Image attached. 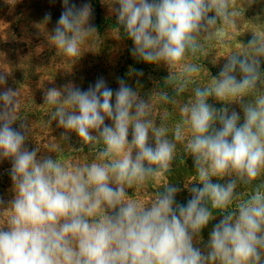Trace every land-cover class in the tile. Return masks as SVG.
I'll list each match as a JSON object with an SVG mask.
<instances>
[{"label":"clouds","instance_id":"9594fccd","mask_svg":"<svg viewBox=\"0 0 264 264\" xmlns=\"http://www.w3.org/2000/svg\"><path fill=\"white\" fill-rule=\"evenodd\" d=\"M114 3L117 23L134 44L131 54L166 65V85L174 95L160 90L145 100L122 78L115 91L103 78L87 90L48 89L49 123L65 129L62 140L75 132L94 152L81 165L60 151H51L56 159H38V149L25 146L27 125L13 127L20 119L18 90L0 91V160L12 163L15 193L7 208L0 198V264H264V34L230 52L209 83L189 87L201 71L196 60L203 39H223L239 15L237 0ZM92 17L89 3L77 7L63 0L49 43L76 62L82 45L97 35ZM50 19L46 14L45 22ZM5 73L0 71V85L6 84ZM189 89L193 99L180 106L174 127L164 120L157 126L153 98L175 104ZM210 97L238 102L243 122L235 110L212 107ZM178 144L193 157L202 185L190 189L186 205L176 204L179 189L170 183L147 203L129 196L128 189L143 188L172 170ZM225 177V183L213 182ZM217 214L222 218L204 252L194 237Z\"/></svg>","mask_w":264,"mask_h":264},{"label":"rangeland","instance_id":"374dc122","mask_svg":"<svg viewBox=\"0 0 264 264\" xmlns=\"http://www.w3.org/2000/svg\"><path fill=\"white\" fill-rule=\"evenodd\" d=\"M71 2L77 7L85 3L91 5L93 17L90 23L97 30V35L89 38L82 45V56L76 62L57 50L48 40L63 11V0H0V71L6 72L7 77L6 84L0 85V91L7 88L18 90L17 115L20 119L13 124V127L19 129L21 123L27 125L25 146L29 150L38 149V159L49 155L56 159L57 153L51 151H60L63 159L82 165L92 161L94 154L83 153L75 148V143H71L74 140L72 132L68 133L70 139L62 140L61 136L65 129L58 127L57 121H51L53 125L56 124V128L41 130L45 119L49 120L51 111L50 106L44 104L45 92L48 89L57 88L63 91L64 86L74 85L81 90H87L98 78H103L107 86L115 91L119 87L118 79L122 78L145 100L160 90H165L170 95H174V92L171 86L166 85L169 77V69L166 65L146 63L131 54L134 44L125 34L124 26H113L118 24L114 11L118 4H115L114 0H71ZM237 7L239 15L235 24L225 27L222 40L216 37L203 39V51L196 60L201 66V71L194 84L189 87L209 83L218 76L230 52L240 51L254 34H264V0H237ZM49 13L51 19L45 22V15ZM16 66L20 69L19 76L15 75ZM261 71L264 72V58H261ZM48 72L53 76L48 75ZM140 72L142 75H138ZM192 99L190 89L182 94L175 104H162L154 97L152 115L157 126L160 125V120H164L169 129L173 128L180 119V106ZM114 101L115 97L112 102ZM208 103L217 109L227 107L229 112L233 110L239 112L240 123L243 122V111L238 102L225 104L210 97ZM32 122L36 123V127L40 126L37 136L33 134L35 125ZM105 123L111 125L112 121L106 118ZM216 127H219L218 123ZM131 132L130 128L129 142L132 139ZM169 134L171 135V132ZM149 142L153 147L155 146L151 133ZM64 151L66 153H63ZM184 155L186 159L182 160ZM192 164L194 165L193 157L183 152L181 145L178 144L177 157L172 163V170L156 181H150L143 188L128 189V195L147 203L156 191L170 183L179 189L175 202L182 205L183 200L192 196L190 189L193 186H200L196 182L198 177L195 166L194 168L190 166ZM11 166L10 160H0V198L5 201L3 208L8 207V202L15 195L12 180L5 179L6 174L10 176ZM182 166L192 169L185 174ZM221 218V215H215L199 236L194 237L196 247L207 252L206 246L212 228Z\"/></svg>","mask_w":264,"mask_h":264},{"label":"trees","instance_id":"16d2710c","mask_svg":"<svg viewBox=\"0 0 264 264\" xmlns=\"http://www.w3.org/2000/svg\"><path fill=\"white\" fill-rule=\"evenodd\" d=\"M116 25H119L120 26V24H113V26H116ZM121 27H122V25H121ZM34 62V61H33ZM40 62H42V60H40ZM38 65V64H37ZM37 65H35L36 67H38ZM33 67H34V65H33ZM54 70H52V72H53ZM15 75H20V69H19V67H15ZM48 75H50V76H53V74H51V73H49L48 72ZM68 79L70 78L69 76H66ZM15 79L17 80V78L15 77ZM33 123V125H35L34 126V128H33V134L34 135H36L37 136V134L39 135V130H40V126L38 125L37 127H36V123H34V122H32ZM46 128L47 129H51V128H56V124H52V123H49V120L48 119H45V121H44V123H42V125H41V130H46ZM73 133V137H74V140L73 141H71V143L73 144V143H75L74 144V146H75V148H77L79 151H82L83 153L84 152H87V153H92V154H94V152L93 151H91V149H90V147L88 146V145H84L82 142H81V140H80V138L77 136V134L75 133V132H72ZM32 134V135H33ZM67 151H68V149H67ZM63 153H66V151H64ZM64 155V154H63ZM182 160H185L186 159V156L184 155L183 156V158H181ZM185 163V162H184ZM186 163H188V162H186ZM192 168H194V165L192 164V165H190ZM182 168L184 169V172H185V174H188L187 172L189 171V169H192V168H186L185 166H182ZM5 179L6 180H8V181H10L11 180V178H10V176L8 175V174H6V177H5ZM229 178L228 177H225L224 179H220V180H218L217 178H213V182L215 183V182H219V183H225L227 180H228ZM201 186V185H200ZM237 191L239 192V191H243V189H242V187H238V189H237ZM245 195H247V193H245ZM191 197L192 196H188V198H186L185 200H183V202H181L182 203V205H186V203H187V201L188 200H190L191 199ZM218 215H221V214H218ZM222 216V215H221Z\"/></svg>","mask_w":264,"mask_h":264}]
</instances>
